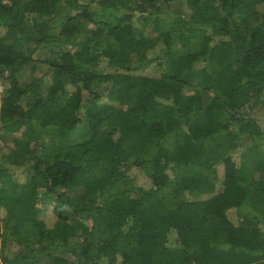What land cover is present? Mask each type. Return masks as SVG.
I'll return each instance as SVG.
<instances>
[{
	"label": "trees",
	"instance_id": "trees-1",
	"mask_svg": "<svg viewBox=\"0 0 264 264\" xmlns=\"http://www.w3.org/2000/svg\"><path fill=\"white\" fill-rule=\"evenodd\" d=\"M0 79V264H264V0H0Z\"/></svg>",
	"mask_w": 264,
	"mask_h": 264
},
{
	"label": "rangeland",
	"instance_id": "rangeland-1",
	"mask_svg": "<svg viewBox=\"0 0 264 264\" xmlns=\"http://www.w3.org/2000/svg\"><path fill=\"white\" fill-rule=\"evenodd\" d=\"M188 13H189V10L187 8H184V14L185 15H188ZM46 53H47V49H42V51L39 52L38 56L40 58H42V57H44V55H46ZM41 67L44 68L43 66H41ZM41 70L42 69L38 68L37 69V73L38 74L41 73L40 72ZM253 114L256 117L258 123L264 127V105H262V104L257 105L254 108V110H253ZM132 173L134 175H136V178H137L138 183H140V184L146 183L145 181H146L147 178L145 177V175L143 173H141L138 170H134ZM25 178H26L25 174L19 173L18 179L20 181H24ZM42 217L44 219H46V221H47L48 224H51L53 222V218L55 217V215L53 214L52 207H49L47 210H45L42 213Z\"/></svg>",
	"mask_w": 264,
	"mask_h": 264
},
{
	"label": "built area",
	"instance_id": "built-area-1",
	"mask_svg": "<svg viewBox=\"0 0 264 264\" xmlns=\"http://www.w3.org/2000/svg\"><path fill=\"white\" fill-rule=\"evenodd\" d=\"M4 90V85L2 83V80L0 79V93Z\"/></svg>",
	"mask_w": 264,
	"mask_h": 264
}]
</instances>
